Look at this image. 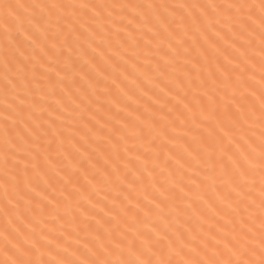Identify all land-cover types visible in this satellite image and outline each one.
<instances>
[{"label": "snow or ice", "instance_id": "1", "mask_svg": "<svg viewBox=\"0 0 264 264\" xmlns=\"http://www.w3.org/2000/svg\"><path fill=\"white\" fill-rule=\"evenodd\" d=\"M0 264H264V0H0Z\"/></svg>", "mask_w": 264, "mask_h": 264}]
</instances>
